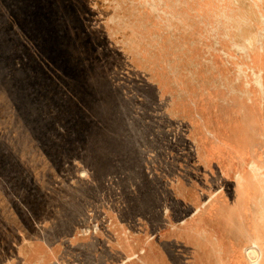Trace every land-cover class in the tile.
I'll return each mask as SVG.
<instances>
[{"label":"rangeland","instance_id":"374dc122","mask_svg":"<svg viewBox=\"0 0 264 264\" xmlns=\"http://www.w3.org/2000/svg\"><path fill=\"white\" fill-rule=\"evenodd\" d=\"M258 62L264 0H0V264L258 260Z\"/></svg>","mask_w":264,"mask_h":264},{"label":"crops","instance_id":"0c3cea01","mask_svg":"<svg viewBox=\"0 0 264 264\" xmlns=\"http://www.w3.org/2000/svg\"><path fill=\"white\" fill-rule=\"evenodd\" d=\"M258 66H259V68H258V73H259V71L260 72L262 71L261 62H258ZM262 72L263 73H261V75L264 74V71H262ZM259 85L262 86V83H259ZM263 86H264V84H263ZM263 153H264V151H263ZM252 165H254V164H251V167H254ZM252 169L258 170L257 172H255L256 174H259V172L261 171L262 176L261 177L259 176V179L257 181H255L253 183V185H251L254 192L252 191V195H251L252 197L249 200L246 199L247 195H246L245 188H247V187L246 186L243 188L241 187L242 188L241 193L243 195L240 198H241L242 207H244L243 209H245V211L243 213L242 212L239 214L237 213L236 217L231 216V220H234V218L235 219L236 218L237 219L238 218L244 219V218H246V217L248 218L250 216L252 221H253L252 223L254 225L253 231H252L253 235H257V236H260L262 238V247L264 249V243H263V239H264L263 238L264 237V189H261L262 187H264V184L263 185H261V184L256 185L257 182H259V183H261V181L264 182V166H262L261 169H259V168H252ZM238 175H240V177H238ZM243 178H244V176H243V174H240V172L236 174V180L238 182L241 181ZM213 206H214V203H213ZM210 214L212 215V214H214V212L212 211ZM210 219H211V217H210ZM209 228L212 231L215 230V228L213 227L212 224H210ZM248 228L250 230L249 225H248ZM242 230H243V232L245 231L244 227H242ZM243 232H241V233H243ZM215 233L217 234L216 230H215ZM243 234H245V233H243ZM247 234L249 235V233H247ZM248 245L249 244H247V246Z\"/></svg>","mask_w":264,"mask_h":264},{"label":"bare ground","instance_id":"6f19581e","mask_svg":"<svg viewBox=\"0 0 264 264\" xmlns=\"http://www.w3.org/2000/svg\"><path fill=\"white\" fill-rule=\"evenodd\" d=\"M255 62V64H256V66H257V61L256 60H254ZM261 69V68H260ZM258 73V72H257ZM259 82L258 83H261L260 81H261V79H262V75H261V72L259 71ZM253 175H254V177L255 178H258V176H262L261 174H256V173H253ZM238 177H240V175H238ZM252 181V180H251ZM250 182V181H249ZM258 184H261V185H263L264 184V182H262L261 181V183H259V182H257L256 183V185H258ZM244 186V185H243ZM261 189H264V187H262ZM255 212V211H254ZM256 229V228H255ZM248 243H254L256 246H257V248H258V251H261V256H259V259L257 260V261H260L259 263L253 258V257H249L250 258V260L251 261H248L249 262V264H264V249H263V247H262V238L260 237V236H257V235H254L253 237H251L250 239H249V241H248ZM253 246V245H252ZM255 248V247H254ZM222 249V248H221ZM251 251L252 250V248H249L248 250H245V251ZM256 250V249H255ZM249 251V252H250ZM248 252V253H249ZM254 252V251H253ZM252 253V252H251ZM257 253V252H256ZM220 254V253H219ZM250 254V253H249ZM247 255V256H250V255ZM254 254V253H253ZM252 254V255H253ZM240 258H242V256L240 257ZM252 258L255 260L254 262H252L253 260H252ZM258 258V257H257ZM239 259V258H238ZM217 260V259H216ZM223 260V259H222ZM239 261V260H238ZM257 262V263H256ZM216 263H217V261H216ZM220 263V262H219ZM232 263V262H231Z\"/></svg>","mask_w":264,"mask_h":264},{"label":"trees","instance_id":"16d2710c","mask_svg":"<svg viewBox=\"0 0 264 264\" xmlns=\"http://www.w3.org/2000/svg\"><path fill=\"white\" fill-rule=\"evenodd\" d=\"M35 55H36V54H35ZM35 55H34V56H35ZM30 59H33V58H32V57H30Z\"/></svg>","mask_w":264,"mask_h":264}]
</instances>
